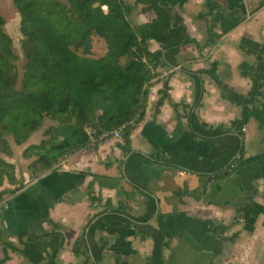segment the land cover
Here are the masks:
<instances>
[{
	"label": "crops",
	"instance_id": "0c3cea01",
	"mask_svg": "<svg viewBox=\"0 0 264 264\" xmlns=\"http://www.w3.org/2000/svg\"><path fill=\"white\" fill-rule=\"evenodd\" d=\"M217 1L221 9L199 18L206 9L205 0H170L175 13L184 16L189 32L199 41L207 38L210 25L224 34L203 50L195 44L182 46L179 64L165 67L169 70L166 77L152 79L146 115L132 132L134 148L145 152L160 149L169 155L181 151L204 155L210 150L213 142L197 135L188 122L184 104L190 105L195 98L189 69L209 68L216 61L219 75L231 87L242 93L251 88L256 62L264 58L260 51L264 5L255 9L260 0ZM127 2L134 4L135 0ZM143 6L140 3L131 10L132 22L156 16L154 10ZM150 47L156 49L159 43L152 39ZM167 77L170 98L184 104L174 107L166 98L156 113ZM201 78L205 92L197 108L200 118L214 125H229L235 120L234 129L245 133V156L231 176L211 181L203 194L199 191L205 178L198 173L160 164L142 166L139 174L158 200L150 222L170 240L164 249L167 264H264V100L246 112L243 105L222 96L210 74L201 73ZM120 140L111 137L66 153L41 175L30 179L24 174L23 186L0 198V264H83L86 256L74 253V241L107 197L116 205H130L135 215L145 213L146 198L122 174L125 154L118 145ZM16 185L6 182L0 189ZM94 196L103 201L91 204ZM222 223L232 224L219 234L214 228ZM22 232L25 234L20 238ZM96 237L107 238L108 247L100 263L91 257L89 264H151L153 239L142 237L132 225L108 218L98 226ZM7 241L18 250L7 246ZM25 241H37L45 258L30 261L21 251ZM62 241L63 246L50 259Z\"/></svg>",
	"mask_w": 264,
	"mask_h": 264
},
{
	"label": "trees",
	"instance_id": "16d2710c",
	"mask_svg": "<svg viewBox=\"0 0 264 264\" xmlns=\"http://www.w3.org/2000/svg\"><path fill=\"white\" fill-rule=\"evenodd\" d=\"M13 1L20 13L21 46L26 59L19 80L18 55L13 37L5 29L7 19L0 10V186L6 181L17 184L0 189V198L23 186V183L18 184L15 163L3 155L13 152L8 134H12L17 144H22L45 117L54 121L44 130L39 142H32L23 149V155L32 158L28 166L32 176H39L53 168L64 154L107 139H100L103 131L123 127L118 141L125 154L121 159L122 174L146 198V211L135 215L130 205H116L110 197L104 201L102 197L90 198L91 204L95 200L103 201V207L88 219L74 241L73 251L86 256L83 264H89L91 257L100 263L108 239L97 238L96 231L103 220L115 218L134 226L142 237H152L151 264H167L164 249L170 240L150 222L157 211L158 200L139 169L146 164H160L198 173L205 178L200 194L207 191L211 181L231 176L245 156V133L234 129L235 120L229 125H214L200 118L197 108L205 92L201 73L210 74L224 98L243 105L249 112L252 106L264 100V58L256 62L247 93L235 90L222 79L216 61L209 68L189 69L195 85V98L190 105L170 98L167 77L157 100L156 113L166 98H170L174 107L184 104L188 107L191 129L213 144L204 155L192 151L169 155L160 149L145 152L132 146V132L146 115L148 85L158 69L176 67L182 46L195 44L203 50L218 42L224 32L210 25L207 38L199 41L189 32L184 16L175 13L170 0H135L134 4L126 0ZM140 3L144 4V9L154 10L156 16L150 21L134 23L129 14ZM205 4L206 9L198 14L199 18H206L222 8L217 0H205ZM262 5L264 0H260L255 9ZM152 39L159 43L158 48L150 47ZM260 51L264 55V44ZM231 224H217L214 230L221 234ZM24 234L22 232L20 238ZM5 244L18 250L11 241ZM63 244L64 241L49 255L50 259ZM21 251L34 263L45 258L37 241H25Z\"/></svg>",
	"mask_w": 264,
	"mask_h": 264
},
{
	"label": "rangeland",
	"instance_id": "374dc122",
	"mask_svg": "<svg viewBox=\"0 0 264 264\" xmlns=\"http://www.w3.org/2000/svg\"><path fill=\"white\" fill-rule=\"evenodd\" d=\"M126 1H129V0H126ZM0 10L7 19V22L5 24V29L13 37L14 50L18 55L17 72L19 75V80H21L23 71H24L23 63L26 57L24 56L23 49L21 46V39L23 35L19 27L20 26V13L16 5L14 4L13 0H0ZM53 122L54 121L50 119L49 117H45L40 127L37 130L33 131L28 137V139L22 144H17L12 134L7 135L13 152L11 155H6V154H3V155L8 160L15 163L16 174L18 178L22 181V183L24 182L23 180L26 179L24 177V174L27 173L30 179L32 178V175H33L28 167L32 158L25 157L23 155V149L32 142H39L43 136L44 130L47 128L48 125H50Z\"/></svg>",
	"mask_w": 264,
	"mask_h": 264
},
{
	"label": "built area",
	"instance_id": "2783aa9c",
	"mask_svg": "<svg viewBox=\"0 0 264 264\" xmlns=\"http://www.w3.org/2000/svg\"><path fill=\"white\" fill-rule=\"evenodd\" d=\"M158 74L154 77H166L168 75L169 70L165 67H160L158 69ZM122 132H123V127H119L115 130H105L101 133L100 139H105V138H110V137H115V138H121L122 137Z\"/></svg>",
	"mask_w": 264,
	"mask_h": 264
},
{
	"label": "water",
	"instance_id": "95a60500",
	"mask_svg": "<svg viewBox=\"0 0 264 264\" xmlns=\"http://www.w3.org/2000/svg\"><path fill=\"white\" fill-rule=\"evenodd\" d=\"M128 179V178H127Z\"/></svg>",
	"mask_w": 264,
	"mask_h": 264
}]
</instances>
